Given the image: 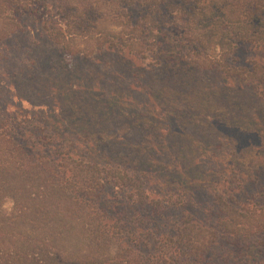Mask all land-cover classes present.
<instances>
[{
    "label": "trees",
    "instance_id": "16d2710c",
    "mask_svg": "<svg viewBox=\"0 0 264 264\" xmlns=\"http://www.w3.org/2000/svg\"><path fill=\"white\" fill-rule=\"evenodd\" d=\"M28 22L69 58L83 53L75 46L80 40L92 43L95 51L128 49L129 54L135 51L132 59L162 52L186 65H215L209 71L221 72L216 66L225 65L232 73L239 69L225 61L236 63L240 51L264 48V0H0V46L28 31ZM159 44L168 50L158 51ZM243 71L251 78L250 85L264 87V66L253 64ZM6 86L13 98L11 107L19 113L0 111V264H264V241L254 243L249 235L228 234L219 226L220 222L249 232L234 223L238 208L229 217L222 214L228 207L225 194L231 190L216 195L220 208L211 229L182 216L167 227L169 240L156 245L152 237L162 236L166 225L136 213L150 209L149 202L136 199L140 195L121 199L127 207L137 208L128 214L121 206L115 212L113 202L97 196L105 185L118 188L117 175L110 171H120L84 164V154L94 157L98 151L90 140L84 144L89 133L84 119L78 118L83 115L80 105L66 116L61 108L46 105L48 93L29 97L14 82ZM76 88L72 84L60 91L50 86L49 91L72 95ZM24 103L41 116L25 115ZM124 178L122 189L140 190L136 177ZM155 217L161 222V215ZM140 221L153 225L143 227L151 242L143 234V240L136 241L135 235L140 239L137 233L143 230L137 226ZM204 230L212 231L213 237L199 246L183 237L193 231L200 237ZM129 231L134 234L130 241ZM219 244L235 251L224 250L227 255L214 261L211 251Z\"/></svg>",
    "mask_w": 264,
    "mask_h": 264
},
{
    "label": "rangeland",
    "instance_id": "374dc122",
    "mask_svg": "<svg viewBox=\"0 0 264 264\" xmlns=\"http://www.w3.org/2000/svg\"><path fill=\"white\" fill-rule=\"evenodd\" d=\"M27 25L28 31L0 46L1 112L19 113L11 107L13 98L6 86L13 82L29 97L48 93L46 105L61 108L66 116L71 115L69 109L80 105L83 115L78 118L84 119L89 133L84 144L90 140L98 151L94 157L84 154V164L120 171H110L117 175L118 188L105 185L97 196L113 202L115 212L121 206L128 214L137 208L127 207L122 200L140 195L136 199L149 202L150 209L136 213H142V218L153 217L156 225H166L162 236L153 235L156 245L169 240L167 227L182 216L211 229L220 208L216 195L221 197L220 193L228 190L232 193L225 194L228 207L222 214L229 217L232 209L238 208L241 212L234 213V223L245 225L249 232L220 222L219 226L228 234L249 235L254 243L264 241V87L250 85L251 78L243 71L253 64L264 66V48H247L238 53L236 63L225 61L228 67L239 69L232 73L225 65L216 66L221 72L215 68L209 71L215 65H186L162 52L132 59L135 51L129 54L128 49L95 51L92 43L80 40L75 46L83 53L69 58L38 28ZM157 47L158 51L168 50L164 44ZM72 84L77 85L72 95L49 91L50 86L65 91ZM23 107L25 115L41 116L26 103ZM239 173L243 174L241 181ZM125 174L136 177L140 190L120 187ZM88 177L84 169V180ZM10 208L8 201L5 209ZM110 213H114L112 209ZM155 215H161V222ZM141 221L137 226L143 230L137 233L140 239L135 235L136 241L146 235L143 227L153 226ZM132 226H128L131 231ZM133 235L129 231L127 239L133 240ZM183 237L199 246L213 234L204 230L199 237L193 231ZM144 239L151 242L147 235ZM219 246L211 251L214 261L227 255L224 250L235 251Z\"/></svg>",
    "mask_w": 264,
    "mask_h": 264
}]
</instances>
